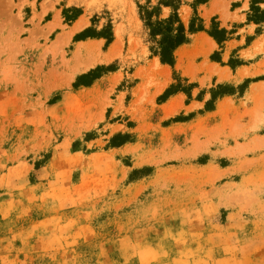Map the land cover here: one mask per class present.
I'll use <instances>...</instances> for the list:
<instances>
[{"label":"rangeland","instance_id":"374dc122","mask_svg":"<svg viewBox=\"0 0 264 264\" xmlns=\"http://www.w3.org/2000/svg\"><path fill=\"white\" fill-rule=\"evenodd\" d=\"M210 1L0 0V264H264V51L229 15L264 0ZM165 4L233 32L220 66L259 58L226 77L191 35L154 63L140 16Z\"/></svg>","mask_w":264,"mask_h":264},{"label":"trees","instance_id":"16d2710c","mask_svg":"<svg viewBox=\"0 0 264 264\" xmlns=\"http://www.w3.org/2000/svg\"><path fill=\"white\" fill-rule=\"evenodd\" d=\"M164 6L172 10V13L167 19L159 20L158 14L155 16V13L158 12L156 10L150 13L146 11V14L144 16L143 15L140 16L141 20L145 23V26L149 31L148 33L149 40L154 45V47L150 49V53L152 56L157 57L162 65H166L171 69H173L175 64L174 53L178 48L188 43V37L191 35L197 33H205L209 38H211L216 43L219 49H222L224 44L232 39L233 32H227L224 29H220L214 23V21H212V26L209 30H205L203 26V22L199 19L191 20L189 22L188 27L186 28L178 17L177 14L178 9L173 8L168 4H165ZM153 17L156 18V21L154 22L152 20ZM253 18L254 20H251L250 18L249 22H253L256 25L263 24L264 11L261 12L260 10H256L255 16ZM94 36L96 38L106 40V45H109L112 42V35L110 33V30ZM91 37L93 36L89 35V32H84L78 37V39H86ZM211 60L217 63L220 62L218 58V54L216 53L211 57ZM242 65H243L242 62L231 59L226 66H228L231 70H234L236 67H240ZM98 79H99L98 73L91 72L86 76H82L79 80V83H83L82 85L87 87ZM247 84L248 82H245V84L240 88V91H242ZM74 87H77V85ZM173 89H174L173 87H170V89L167 90L163 95L162 100L163 99L167 100L169 97L174 95L175 92L172 91ZM233 93L234 90L230 88L218 86L215 90L211 91L210 93L211 100L206 104V108L208 110H211V105L214 104V102L217 99H221L225 96L232 95ZM118 139L120 138L115 137L112 139L111 141L112 147L118 148L124 144L125 139H123V141L120 144L115 145L114 142L117 141ZM142 171H135L133 175H137Z\"/></svg>","mask_w":264,"mask_h":264},{"label":"crops","instance_id":"0c3cea01","mask_svg":"<svg viewBox=\"0 0 264 264\" xmlns=\"http://www.w3.org/2000/svg\"><path fill=\"white\" fill-rule=\"evenodd\" d=\"M216 0H212L210 1L208 4L205 5V9L207 11L210 10L211 8V5L215 2ZM247 1H251V0H247ZM238 2H231L229 1V15L230 17H236V18H232L231 20V25L232 24H238L240 27L237 29L239 31L241 30H247L248 32L247 33V36L249 37H253L252 41L245 47H243L242 49H239L238 51V54H242V53H254V50L255 48H258V46L261 45V49L264 51V24L260 25V33L255 36L254 34V31L256 28H258L259 26L258 25H254L253 23H248L246 22V14H245V10H244V7H245V3H243L242 1H239V4H237ZM232 6H234L232 8ZM248 6V5H247ZM261 9H264V2L259 4L258 5ZM212 17H215L217 18L216 21H220V16L218 17V15H214V14H211ZM220 27L223 28V26L219 25ZM228 27V25H226V28ZM252 32V34H249V32ZM237 34V33H236ZM234 34V35H236ZM192 37H202L203 40L207 41L208 43V47L209 45L211 46V53H214L215 51L217 52L216 54H218V58L220 60L219 63L217 62H212V66L214 67H218V69L221 71V73L224 74V76L226 77H233L235 78V74L226 66H220L219 64L221 63V61H223L222 57H223V52H224V46H227V45H230L231 43H233L234 41L231 39L230 41L226 42L223 46L222 49H219V47L216 45V43L211 40L205 33H198L196 35H193ZM243 37H241L238 41H236L237 44H240L241 43V40H242ZM186 46V45H185ZM183 46V47H185ZM181 49V48H179ZM178 49V50H179ZM215 54V53H214ZM259 56H254L253 58H250L249 59V63L247 65L243 64L242 66L240 67H237V70L238 71H242L244 69H249L250 66H252L253 64H251L250 62H253L255 61L256 59H258ZM155 57L153 58V62L155 63ZM156 61L159 63V60L158 58L156 59ZM163 68H168L170 70V68L166 65H161ZM247 79V78H246ZM226 81H221L220 83H224ZM187 83H189V78L187 79ZM242 83V81L240 79H236V82H235V85H240ZM257 84V83H256ZM255 85V84H254ZM179 94V93H177ZM177 95H174L172 97H175ZM172 97H169V98H172Z\"/></svg>","mask_w":264,"mask_h":264},{"label":"bare ground","instance_id":"6f19581e","mask_svg":"<svg viewBox=\"0 0 264 264\" xmlns=\"http://www.w3.org/2000/svg\"><path fill=\"white\" fill-rule=\"evenodd\" d=\"M83 27H85V26H84V24H83L82 21H81V22H79V23L75 26L74 30H75V31H79V30H82ZM113 47H115V46H113ZM112 49H113V48H112ZM113 50H114V49H113ZM112 52H114V51H112ZM112 56H114V55H112Z\"/></svg>","mask_w":264,"mask_h":264}]
</instances>
